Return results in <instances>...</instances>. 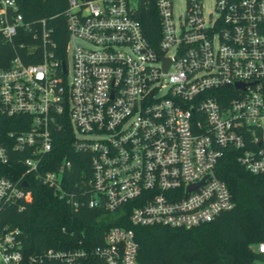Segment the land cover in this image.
<instances>
[{
  "label": "built area",
  "instance_id": "built-area-1",
  "mask_svg": "<svg viewBox=\"0 0 264 264\" xmlns=\"http://www.w3.org/2000/svg\"><path fill=\"white\" fill-rule=\"evenodd\" d=\"M137 1L67 0L63 62L44 21L28 24L16 0H0L2 39L38 38L20 46L42 58L14 56L0 68V163L17 154L22 167L0 176V212L31 199L30 175L73 210L188 230L233 205L215 175L226 151L264 176V0H209L206 14L207 0H152L155 41L133 16ZM58 132L87 155L73 189L62 179L69 159L45 169ZM82 242L25 254L18 230L0 225V264H138L130 228L111 226L87 249ZM251 249L253 264H264V241Z\"/></svg>",
  "mask_w": 264,
  "mask_h": 264
},
{
  "label": "trees",
  "instance_id": "trees-1",
  "mask_svg": "<svg viewBox=\"0 0 264 264\" xmlns=\"http://www.w3.org/2000/svg\"><path fill=\"white\" fill-rule=\"evenodd\" d=\"M67 0H16L23 20L38 26L40 20L50 29L48 38L55 43L53 57L65 61L66 23L63 12ZM149 41L158 37L159 24L152 0H138L133 14ZM24 45L39 44L38 38L20 35L11 43L0 36V68L9 66L14 56L25 64L37 63L41 53L26 54ZM39 51V50H38ZM36 51V52H38ZM53 147L46 157V170L55 168L63 159L71 161L62 176L63 186L73 189L86 176V154L71 150L63 132L54 134ZM13 155L8 164L0 163V176L13 177L22 171ZM215 175L224 181L232 201L224 211L207 224L190 229L165 226H132L126 219H116L101 208L78 207L73 210L47 186L32 176L25 180L31 199L22 208L8 206L0 212V225L19 232L20 247L25 254H35L48 248L64 249L81 239L82 247L98 245L111 226H123L134 232L138 264H253L260 256L251 245L264 241V176L251 174L226 151L215 167Z\"/></svg>",
  "mask_w": 264,
  "mask_h": 264
},
{
  "label": "rangeland",
  "instance_id": "rangeland-1",
  "mask_svg": "<svg viewBox=\"0 0 264 264\" xmlns=\"http://www.w3.org/2000/svg\"><path fill=\"white\" fill-rule=\"evenodd\" d=\"M176 2H177V6L180 7L181 6L180 0H177ZM210 9H211V2H209V0H207L204 3V8H203L204 14H206ZM177 11H180V10H176V12ZM68 63H69V59H68ZM250 247H253V245H251Z\"/></svg>",
  "mask_w": 264,
  "mask_h": 264
},
{
  "label": "water",
  "instance_id": "water-1",
  "mask_svg": "<svg viewBox=\"0 0 264 264\" xmlns=\"http://www.w3.org/2000/svg\"><path fill=\"white\" fill-rule=\"evenodd\" d=\"M163 62H164V70L166 69V67H167V62L165 61V60H163ZM236 87H238V85H235Z\"/></svg>",
  "mask_w": 264,
  "mask_h": 264
}]
</instances>
